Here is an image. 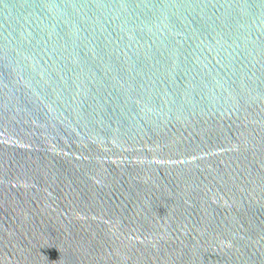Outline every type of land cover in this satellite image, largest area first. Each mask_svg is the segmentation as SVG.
<instances>
[{
  "label": "water",
  "instance_id": "obj_1",
  "mask_svg": "<svg viewBox=\"0 0 264 264\" xmlns=\"http://www.w3.org/2000/svg\"><path fill=\"white\" fill-rule=\"evenodd\" d=\"M0 264H264V0H0Z\"/></svg>",
  "mask_w": 264,
  "mask_h": 264
}]
</instances>
